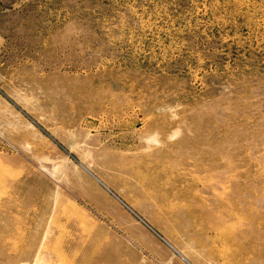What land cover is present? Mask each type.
<instances>
[{
    "label": "rangeland",
    "instance_id": "374dc122",
    "mask_svg": "<svg viewBox=\"0 0 264 264\" xmlns=\"http://www.w3.org/2000/svg\"><path fill=\"white\" fill-rule=\"evenodd\" d=\"M0 264H264V0H0Z\"/></svg>",
    "mask_w": 264,
    "mask_h": 264
}]
</instances>
